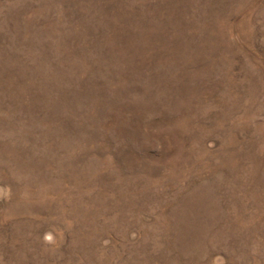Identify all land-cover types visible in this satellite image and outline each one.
<instances>
[{"label":"rangeland","instance_id":"1","mask_svg":"<svg viewBox=\"0 0 264 264\" xmlns=\"http://www.w3.org/2000/svg\"><path fill=\"white\" fill-rule=\"evenodd\" d=\"M0 264H264V0H0Z\"/></svg>","mask_w":264,"mask_h":264}]
</instances>
